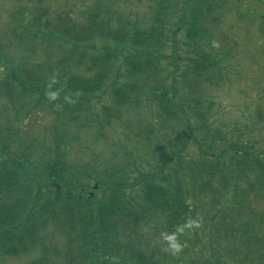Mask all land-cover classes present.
<instances>
[{
  "label": "trees",
  "instance_id": "16d2710c",
  "mask_svg": "<svg viewBox=\"0 0 264 264\" xmlns=\"http://www.w3.org/2000/svg\"><path fill=\"white\" fill-rule=\"evenodd\" d=\"M113 1L44 18L30 11L32 0H15L21 5L0 42V98L9 115L0 119V255L38 249L30 264H264V214L250 209L252 196L264 197L263 154L226 141L201 93L204 82L219 78L205 41L222 6L146 0L151 16L138 21L114 14ZM182 30L193 55H164ZM40 47L41 59L31 62ZM134 50L142 53L132 57ZM180 59L179 80L169 71L167 81L161 65ZM108 79L107 119H120L144 93L158 115L154 124L171 126L162 137L153 129L139 136L148 154L140 163L101 173L72 167L57 127L51 146L22 143L20 133L40 125L39 110L54 112L58 123L77 120L90 105L86 97L110 89ZM48 228L64 238L62 248Z\"/></svg>",
  "mask_w": 264,
  "mask_h": 264
},
{
  "label": "rangeland",
  "instance_id": "374dc122",
  "mask_svg": "<svg viewBox=\"0 0 264 264\" xmlns=\"http://www.w3.org/2000/svg\"><path fill=\"white\" fill-rule=\"evenodd\" d=\"M32 1L30 11L34 8L35 12L44 18H56L66 13L76 16L79 12L74 6H78V3H81L80 10H84L87 6L92 8L94 4L101 2L106 4V0ZM22 3V6H25L28 0ZM107 4L114 14L120 17L136 16L139 21L151 16V8L146 0H114ZM20 5L15 0H0V38H2L0 42L6 41L4 33L11 21V13ZM215 5L222 7L216 8L218 13L214 23L210 24L212 26H209V35L205 44L212 49L211 53H214L212 56L218 61L216 72L219 78L214 85L204 82L201 93L204 100L213 105L210 119L216 121V125L224 130L226 141L233 143L240 140L241 145L244 143L252 145L253 152L263 154L262 160H264V0H217ZM179 33L175 36L174 42L168 43L163 53L169 57L174 56L175 52L182 58L191 57L194 50L192 47H187L185 30ZM134 51L130 56L142 53V50ZM41 55L40 47L37 58H32L31 62H38ZM184 61L180 59L178 64L163 62L162 76H165L167 81L169 78L172 79L167 78L171 71L177 75L174 76L178 81L185 67H175L182 65ZM122 62L123 59L118 65L123 73L122 76L124 75V78L121 76L118 79V85L121 87L125 81L126 70L121 65ZM79 72L82 76L91 77L85 69H80ZM111 79H108L110 89L105 88L100 95L92 97L91 100L86 97L90 105L77 120L66 116L58 123L54 112L39 110L41 114L37 121L40 125H33L27 132L20 133L22 143L34 145L35 149L51 146L52 132L57 127L59 133L65 136L62 148L68 164L72 167L93 168L96 173H101L105 169H120L127 161L132 164L140 163L141 158L148 154L139 136L148 129H153L154 135L162 137L163 132L169 130L171 126L164 124L159 127L158 124H154V120H159L158 115L153 112L156 109L149 99L151 95L144 93L133 97L134 103L121 110L120 119H107L106 107L110 109L113 102ZM6 105L7 102L0 98V116H2L0 119L3 120L9 116ZM88 109L90 111L87 113ZM181 130L178 125V132ZM93 186H95L94 182H92ZM250 199V202L252 201L250 209L264 214V197L252 196ZM45 233L46 236H52V242L62 248L64 238L52 228H48ZM40 254V251L35 249L26 255L21 253L13 256L0 255V264H30L39 259Z\"/></svg>",
  "mask_w": 264,
  "mask_h": 264
},
{
  "label": "water",
  "instance_id": "95a60500",
  "mask_svg": "<svg viewBox=\"0 0 264 264\" xmlns=\"http://www.w3.org/2000/svg\"><path fill=\"white\" fill-rule=\"evenodd\" d=\"M98 187L96 186V189H97Z\"/></svg>",
  "mask_w": 264,
  "mask_h": 264
}]
</instances>
